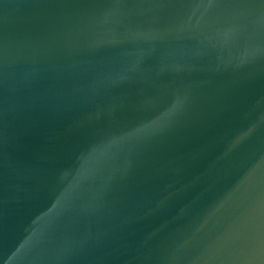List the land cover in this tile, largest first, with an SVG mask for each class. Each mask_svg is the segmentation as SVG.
I'll return each mask as SVG.
<instances>
[{
    "label": "water",
    "instance_id": "obj_1",
    "mask_svg": "<svg viewBox=\"0 0 264 264\" xmlns=\"http://www.w3.org/2000/svg\"><path fill=\"white\" fill-rule=\"evenodd\" d=\"M0 264H264V0H0Z\"/></svg>",
    "mask_w": 264,
    "mask_h": 264
}]
</instances>
